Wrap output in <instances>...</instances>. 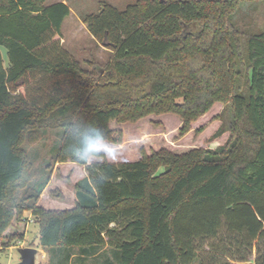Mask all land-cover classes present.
<instances>
[{
  "label": "trees",
  "instance_id": "16d2710c",
  "mask_svg": "<svg viewBox=\"0 0 264 264\" xmlns=\"http://www.w3.org/2000/svg\"><path fill=\"white\" fill-rule=\"evenodd\" d=\"M70 14L63 1L0 0V247L25 239L33 210L50 264H212L201 250L220 236L264 264V0L103 1L82 19L113 51L104 73L63 46ZM217 103L211 140L228 137L215 148L89 163L103 156L97 142L123 141L112 122L175 114L183 136ZM55 134L35 170L34 143ZM68 159L88 172L75 206L37 205ZM106 247L114 259L100 256Z\"/></svg>",
  "mask_w": 264,
  "mask_h": 264
},
{
  "label": "rangeland",
  "instance_id": "374dc122",
  "mask_svg": "<svg viewBox=\"0 0 264 264\" xmlns=\"http://www.w3.org/2000/svg\"><path fill=\"white\" fill-rule=\"evenodd\" d=\"M59 0H47L56 2ZM71 8V14L65 19L62 27L63 46L81 63V66L91 71L94 68H100L102 73L105 72L108 63L113 58V51L104 47L90 33L87 25L83 22L82 14L95 13L101 8V2L107 1L120 9H125L130 4L137 0H65ZM66 3V2H65ZM222 109V105L217 103L212 110L192 124L193 129L186 135H180L182 119L175 114L151 115L143 120L135 123L119 124L112 122L110 126L113 129L123 131V141L121 143H111L108 140H101L96 143L95 150L102 154L89 157V163L103 161L108 159L114 163L125 161H136L141 157L142 149L151 153L153 150H158L162 147L168 148L175 152H185L194 147H217L224 143L228 137V133L222 137L211 140V136L217 130L220 122L214 120V116ZM204 125L205 130L201 133H196L195 129ZM117 136V135H116ZM57 135L42 138L37 141L33 151H39L37 159L33 161L36 164L35 170L52 157L51 149L57 142ZM45 157V158H44ZM44 160V162H43ZM53 173L50 182L41 194L37 205H41L51 210L70 209L76 203V183L88 174L86 167L82 164L68 159L65 162H58L53 165ZM25 225V239L16 242L12 247L2 249L0 247V264H18L21 261L20 247H35L38 248L36 256L37 264H50V255L47 250L39 245L40 227L37 223L33 210L25 211L23 218ZM120 228V226H119ZM216 237L212 242L215 246L209 243L204 245L201 250V255L206 262L212 261V264H241V259H249L248 262L255 264L256 252H251L247 258H242V252L239 251V246L233 241L222 240ZM224 243L229 245V248L224 250ZM216 247V248H215ZM212 248V250H210ZM219 248V249H218ZM79 250L73 252V259L76 262V256ZM99 252V251H98ZM108 255L110 259H114V252L111 248L106 247L100 253V256ZM90 258L87 264H96L100 262L102 257ZM102 264V261L99 263Z\"/></svg>",
  "mask_w": 264,
  "mask_h": 264
},
{
  "label": "water",
  "instance_id": "95a60500",
  "mask_svg": "<svg viewBox=\"0 0 264 264\" xmlns=\"http://www.w3.org/2000/svg\"><path fill=\"white\" fill-rule=\"evenodd\" d=\"M19 252L21 254V261L18 264H37L36 256L38 254V248L20 247Z\"/></svg>",
  "mask_w": 264,
  "mask_h": 264
},
{
  "label": "crops",
  "instance_id": "0c3cea01",
  "mask_svg": "<svg viewBox=\"0 0 264 264\" xmlns=\"http://www.w3.org/2000/svg\"><path fill=\"white\" fill-rule=\"evenodd\" d=\"M59 1H63V2L67 3V1H65V0H59ZM59 1H56V2H59ZM49 3H55V2H49Z\"/></svg>",
  "mask_w": 264,
  "mask_h": 264
}]
</instances>
